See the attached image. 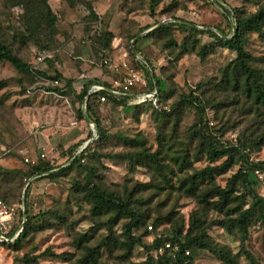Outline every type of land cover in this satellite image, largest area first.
<instances>
[{"label":"rangeland","instance_id":"374dc122","mask_svg":"<svg viewBox=\"0 0 264 264\" xmlns=\"http://www.w3.org/2000/svg\"><path fill=\"white\" fill-rule=\"evenodd\" d=\"M16 1L0 0V31L33 70L23 73L0 62V81L4 82L0 89V199L17 207L16 224L20 215L25 225L27 204L33 219L17 245L0 246V264H80L91 248H96L99 264H128L147 258L148 251L138 245L128 256L124 242L129 216L92 212L89 198L78 190L88 168H93L95 182L102 189L129 198L142 213L146 224L135 230L136 235H144L146 225L160 218L156 234L172 235L182 229L186 235L192 230V237H202L212 246H226L237 256L238 264H252L244 250L252 253L257 264H264L261 221L252 223L243 238L239 231L231 233L218 223L227 216L215 207V199L209 204L201 201L210 182L205 181L194 196L180 188L188 175L228 158L212 161L207 155L196 133L198 110L184 96H198L206 103L204 128L210 136L233 146L245 141L250 161H264V112L251 108L232 89L217 86L236 52L207 34L192 37L178 26L150 36L170 19L231 35L235 28L230 12L237 9L243 15L251 14L264 0H160L154 14L151 0H48L57 21L53 42L41 38L42 44L22 36L24 6ZM107 31L115 37L111 47L103 48L99 41ZM189 38L196 40L197 47L184 53L180 45ZM200 45L208 49L204 59L198 52ZM246 47L253 63L263 67L264 30L251 33ZM124 63L139 72L143 82L129 92V102L95 99L96 118L104 132V139L96 143L98 128L79 112L88 100L81 103L78 95L86 84L113 85L122 79L129 71ZM59 74L62 77L56 78ZM157 79L161 102L155 104L150 98L143 102V95L158 90ZM166 109L169 115L163 116L160 110ZM74 146L77 153L88 149L91 154L84 158L83 166L67 168L55 178L33 173V166L41 162L66 167ZM142 150L159 152L162 173L148 162L109 157ZM94 151L100 155L92 156ZM184 154L188 161L181 165L177 161ZM234 155V165L216 176L217 185L224 187L234 174L245 172L239 154ZM259 171L250 170L249 178L264 196V169ZM238 186L240 195L243 189ZM108 237L110 246L105 244ZM152 239V235L144 237L146 243ZM190 252L195 264H230L206 246L195 245ZM160 255L152 252L155 263Z\"/></svg>","mask_w":264,"mask_h":264},{"label":"trees","instance_id":"16d2710c","mask_svg":"<svg viewBox=\"0 0 264 264\" xmlns=\"http://www.w3.org/2000/svg\"><path fill=\"white\" fill-rule=\"evenodd\" d=\"M160 0H151L150 9L154 14L156 7ZM16 3L24 6L23 15V27L24 32L22 36L27 39H32L37 44H42L41 38H44L48 43L53 42V32L56 26L57 17L54 14L48 0H17ZM229 13V11H227ZM231 22H234L235 31L233 34H224L226 37L219 35L213 29H199L194 24L189 23H175L168 22L159 25L157 28L151 31L150 36L153 34H163L168 32L174 26H178L190 32V34H207L212 38L220 40L227 48L236 52L234 61L227 66L221 75V79L217 86L222 89H232L238 98L244 96L251 104V108H255L257 111L264 112V66L258 67L253 63V57L247 50V42L251 33H262L264 30V5L260 7L256 12L248 15H243L237 9L232 12ZM148 36V35H147ZM115 35L112 31H107L105 35L100 39L99 43L103 48L111 47ZM197 47L195 39H186L182 45H180L182 52H189ZM199 55L204 59L208 53L206 46H199ZM0 62H8L12 64L18 71L23 73H31L33 65L26 62L20 55H18L12 47L6 42L1 31H0ZM151 66V65H150ZM152 67V66H151ZM45 74V73H43ZM46 75V74H45ZM62 75H57L56 78H61ZM64 78V77H63ZM70 82V79H66ZM59 79H57L58 82ZM105 87L98 92L90 93V88L93 84H86L78 95V99L82 102L89 99L86 104V114L92 119L96 127L98 128V138L96 143L104 139V132L102 130L99 119L96 118V110L94 101L97 99L100 101L102 96L107 99H111L120 103L129 102L131 97L129 94L116 95L107 89H111L112 85L107 83L96 82ZM94 83V84H96ZM4 86V82L0 81V89ZM156 86L158 92L156 93L157 100L161 102V91L160 81L157 79ZM58 89V88H56ZM183 100L187 104L193 105L198 110V129L196 133L199 134L201 143L206 146L207 155L212 161H215L223 156L228 158L221 164L208 165L195 173L188 175L181 182L180 188H183L185 192L194 196L197 194L200 186L205 181L210 182L211 188L200 195L201 201L205 204H209L211 198L215 199L214 205L221 212L225 213L227 218L218 221L219 224L223 225L229 232L233 233L236 230L240 232L243 238L247 237L249 227L256 221H261L264 224V196L259 194L254 188L253 182L249 178V171L254 169H264V161L254 163L250 161V157L247 153V143L245 141H239L238 146H233L229 143L213 138L210 136L204 128V116L206 112V103H204L198 96H184ZM143 102H148V99ZM218 106V105H216ZM163 116H168L170 110H160ZM80 117L84 118L82 109H80ZM241 146V149L238 147ZM75 146L69 150L70 158L66 167L55 166L50 162H41L33 166V173L40 176L57 177L58 174L64 172L67 168L75 165L83 166L82 162H86L84 159L88 158L91 154H88V149H85L81 153H77ZM241 150V152H240ZM243 150V151H242ZM238 153L240 159L246 166L245 172L239 171L234 174L228 181L227 185L222 187L216 184V176L226 173L234 165V154ZM100 155L95 151L92 156ZM110 158L127 160L129 162H148L156 170L162 173L161 159L159 152L148 153L145 150L137 151L135 153H119L115 155H109ZM187 155L184 154L178 159V163L181 162L183 165L187 162ZM10 173V172H8ZM47 174V175H45ZM93 168H88L85 176V183L79 184V189L82 193H85L89 198L92 205V212L95 215L102 214H115L118 216H129L130 222L126 225V240L124 246L127 250L128 256L132 252L134 246H141L148 251V256L144 261L133 262L130 261L128 264H195L193 256L191 255L190 248L197 246H206L210 250L219 254V256L230 264H238L237 256L233 255L226 246H212L206 242L202 237H192V230L187 231L186 235H183L182 229L174 232L172 235L164 233L156 234V229L162 224V219L158 218L153 221L152 224L146 225V233L144 235H136L135 230L139 229L142 225L146 224V219L142 217V213L137 207L132 205L129 198H125L115 192H107L95 182ZM6 183V181H3ZM240 184L243 189V193L237 194L239 191ZM247 205V206H246ZM23 217L26 219L25 225H23L22 231L12 242H3L2 245H17L21 239L28 233L29 225L32 224L33 216L30 215L28 204L27 209L24 211ZM22 217V218H23ZM15 225V229L12 231V235L16 232L18 227L22 225L23 219H20ZM198 223V222H197ZM200 225V224H199ZM197 224V226H199ZM152 226V229L148 230L147 227ZM152 235L153 239L151 243L144 241L145 236ZM83 239L81 238L80 241ZM110 237L107 238L105 244L110 246ZM167 244L170 246L167 247ZM152 252L160 255V260L155 263ZM187 252L189 254H187ZM96 248H91L88 254L80 260V264H99L96 256ZM247 258L252 264H257L254 256L251 252L244 250ZM54 255L55 253H49ZM38 264V263H36Z\"/></svg>","mask_w":264,"mask_h":264},{"label":"built area","instance_id":"2783aa9c","mask_svg":"<svg viewBox=\"0 0 264 264\" xmlns=\"http://www.w3.org/2000/svg\"><path fill=\"white\" fill-rule=\"evenodd\" d=\"M45 57H40V60H43ZM124 66L127 67L129 70L126 75L119 80H116L111 89H107L110 92L116 94V95H126L129 94V92L139 83L143 82L141 75L139 72L134 71L133 69L129 68L126 63H124ZM57 82V81H56ZM102 89H105V87L101 84H93L90 88V93L92 92H98ZM157 91L154 93H150L148 95H143V100H146V98L153 99V102L156 104L157 97H156ZM101 101H106V97L102 96ZM44 156V154H42ZM256 173L260 174L259 169H256ZM17 207L14 205L9 204L7 201L0 199V243L3 242H12L22 231L23 226L20 225L16 232L12 235L13 229H15L16 225V218H17ZM149 229H152V226H149ZM170 245L167 244V247ZM187 254H189L187 252Z\"/></svg>","mask_w":264,"mask_h":264},{"label":"water","instance_id":"95a60500","mask_svg":"<svg viewBox=\"0 0 264 264\" xmlns=\"http://www.w3.org/2000/svg\"><path fill=\"white\" fill-rule=\"evenodd\" d=\"M171 21H172L171 19H170V20H167V21H163V22L160 23V25H161V24H164V23L171 22ZM195 26H197V25H195ZM151 30H152V29H151ZM223 36L226 37L224 34H223ZM131 49H132V51H133V53H134L135 55H137V56L140 57V52L135 48L134 45H131ZM153 77H154V79H155V75H154V74H153ZM108 91H109V90H108ZM88 99H89V96L86 98V100H88ZM86 104H87V101L84 102V106H83V115H84V117H85L89 122H92V119L86 114V111H85V109H86ZM23 204H24V206H25V204H26V191L24 192ZM25 219H26V218H25ZM24 222H25V221H24ZM24 222H23V224H24ZM23 224H22V226H23Z\"/></svg>","mask_w":264,"mask_h":264}]
</instances>
